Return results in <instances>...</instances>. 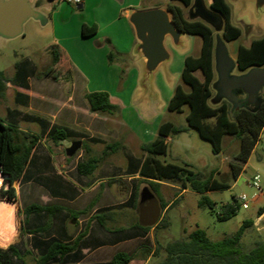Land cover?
Wrapping results in <instances>:
<instances>
[{"label": "crops", "instance_id": "0c3cea01", "mask_svg": "<svg viewBox=\"0 0 264 264\" xmlns=\"http://www.w3.org/2000/svg\"><path fill=\"white\" fill-rule=\"evenodd\" d=\"M26 1L41 19L25 22L28 33L22 29L21 36L31 34L39 42L48 34L49 42L39 46L36 65L22 61L10 75L0 71L5 78L0 85V120L36 139L20 179L12 185L17 241L10 244L36 258L51 242L75 243L71 253L47 264H109L118 253L134 255L128 264H148L161 219L189 188L140 174L146 159L142 145L161 139L166 145L162 156H166L172 141L157 132L166 122L149 124L134 115L131 107L141 65L133 54L137 41L127 12L166 10L170 1L163 6L157 0H83L78 7L52 0ZM82 26H95L96 31L82 36ZM52 50L59 55L55 64ZM96 92L106 93L117 112H91L85 95ZM125 110L131 114L124 115ZM132 117L138 119L136 126ZM54 128L71 136L53 142L49 137ZM66 140L80 143L72 157L65 155L62 144ZM127 143H132L135 153L125 150ZM257 144L250 158L255 155L261 160ZM30 206L52 212L28 216L24 231L45 226V232L20 233L23 210ZM154 207L159 209V217L150 225L147 221ZM262 219L264 211L255 225Z\"/></svg>", "mask_w": 264, "mask_h": 264}, {"label": "trees", "instance_id": "16d2710c", "mask_svg": "<svg viewBox=\"0 0 264 264\" xmlns=\"http://www.w3.org/2000/svg\"><path fill=\"white\" fill-rule=\"evenodd\" d=\"M169 1L177 2L184 8L192 4V0ZM209 8L224 19L220 34L222 40L227 43L236 41L241 32L239 28L231 24V9L225 0H210ZM166 10L170 13L171 21L178 31L189 36L199 37L201 44L198 55L196 57L187 56L183 62L180 79L188 90L184 91L179 85L176 86L166 106L168 112L178 114L182 113L183 108L186 107V126L176 127L172 123L166 122L159 126L158 135L162 138L178 135L185 132L187 128H192L196 130L201 139L211 144L214 154L221 152L224 136L235 137L239 141V149L229 164V169L233 179L236 180L247 164L261 133L264 132V99H261L257 106L244 103L235 107L232 120L229 118V102L222 101L216 107H211L209 100L212 96L211 84L214 80V31L205 22L187 20L182 8L177 5L168 6ZM95 31V26L89 28L82 26L81 34L90 36ZM51 54L53 64H55L59 59L58 52L52 50ZM111 60V56L108 55V62ZM235 62L239 72H246L253 67H264V38L251 41L247 47L238 46L235 51ZM195 73H199L200 77L195 76ZM3 82H5V78L0 72V85ZM85 100L89 110L93 113L111 115L118 110L116 105L110 103L106 93L86 94ZM69 136H71L69 132L54 128L49 138L53 142H58ZM35 143L34 137L17 132L14 128L5 126L0 120V173L5 176L4 181L7 183V188L0 189V198L9 201L15 199L12 185L20 179ZM141 150L146 154L140 172L143 177L156 181H170L180 184L184 189L189 188L200 195L197 206L201 209L208 208L212 211L214 208V203L206 196L207 193L229 189L228 184L216 181L212 175L201 181L188 167L158 162L155 157L166 153V145L161 139H155L142 145ZM239 209L240 205L235 201V198H232V202L221 206L216 218L220 222L228 221L236 215ZM49 211L52 212V210L40 206L25 208L20 233L45 232V226L27 231H24V226L28 216ZM162 224L166 225L164 217L159 226ZM250 226H252L251 222L243 221L231 237L217 242L209 240L206 233L198 228L187 236L164 244L160 243L155 236L153 257L161 256L157 264H264V242H256L246 252L241 249V238ZM74 249L75 243L61 244L54 241L49 244L46 252L44 249L42 254L33 258L29 252L21 250L18 245H9L6 249L0 248V264H28V261L33 264H47L71 253ZM38 252L40 253L41 250ZM133 258L134 255L118 253L109 264H128Z\"/></svg>", "mask_w": 264, "mask_h": 264}, {"label": "rangeland", "instance_id": "374dc122", "mask_svg": "<svg viewBox=\"0 0 264 264\" xmlns=\"http://www.w3.org/2000/svg\"><path fill=\"white\" fill-rule=\"evenodd\" d=\"M167 1L157 0L156 2L164 6ZM203 1L205 6L210 4V0ZM225 2L231 9L230 22L240 29L241 34L236 41L229 43L222 40L220 36L221 32L215 28L213 29V35L215 42L219 39L224 44L228 57L234 62L235 51L238 46L247 47L251 41L264 38V0H225ZM171 5L181 7L184 16L187 17V8L182 7L177 2L171 1L167 7ZM23 29L25 31L23 33H28V25ZM47 35H45L44 40L39 42L37 36L31 34L25 38L24 34L14 39L0 37V71L5 75H10L14 72L16 64L22 61H31L36 65L39 57V46L41 44H45L46 46L49 42ZM200 44L201 40L199 37L186 34L173 46L169 40L165 43V47L171 53L169 62L165 66H160L154 72L151 86L146 87L142 83L143 78L141 77L135 84L131 98L133 103L131 107L134 109V115L138 114L149 124L152 122H154L153 124L171 122L176 127L186 126L185 115L187 108L184 107L182 113L178 114L168 112L166 106L168 97L172 95L176 86L179 85L184 91L188 90L187 86L180 79L183 58L185 56L196 57L199 53ZM48 57L45 54V60ZM242 74L244 73H240L234 69L230 75L240 76ZM195 76L200 77L199 73H195ZM259 98L264 99V90L259 93ZM223 100L217 96L215 89H212L209 105L216 107ZM141 107H146L147 110L142 111ZM233 109V104L230 103L229 118L231 120L234 112ZM118 114H120V111ZM123 114L128 115L131 112L125 110ZM131 121L134 126L138 119L132 117ZM170 138L172 142L168 145L167 155L157 157L161 163L187 164L189 170L201 181L208 179L212 175V178L216 181L226 183L232 188L230 190L210 192L206 195L214 203L212 211L208 208H199L197 203L200 195L189 189V192L178 198L164 215L166 227L162 224L155 232L158 241L162 244L175 241L187 236L198 228L206 233L209 240L217 242L231 237L243 221H249L252 223V226L245 230L241 238L242 251L246 252L250 250L256 242H264V219L255 225L256 217L264 211V132L261 133L256 147V153L260 156L261 160H258L253 155L236 180L233 179L229 169V164L233 161V157L239 149V141L235 137L224 136L222 139V150L218 154H214L211 144L201 139L196 130L192 128H187L185 132L178 135H170ZM71 143L70 140H66L62 145L67 149ZM131 144L127 143L125 150L135 153ZM255 175H258L260 178L261 192L249 185L252 177ZM240 195L246 196L248 209L240 208L230 220L224 222L218 221L216 217L221 210V206L232 202V198H237ZM164 200L167 202L170 199L164 198ZM11 204L13 203L11 202ZM13 206L15 208L14 204ZM14 236L13 242L11 240L8 242L9 244L17 241V234L15 235L14 233ZM160 259L161 256L153 257L148 264H157ZM28 264L33 263L28 261Z\"/></svg>", "mask_w": 264, "mask_h": 264}, {"label": "water", "instance_id": "95a60500", "mask_svg": "<svg viewBox=\"0 0 264 264\" xmlns=\"http://www.w3.org/2000/svg\"><path fill=\"white\" fill-rule=\"evenodd\" d=\"M194 8L193 16L199 17L203 22L210 25L218 22V18L204 7L201 0H195ZM127 18L133 27L137 41L133 54L141 65L142 83L149 87L154 79V72L160 66H165L171 57L165 43L169 40L173 46L185 34L176 29L171 21L170 13L162 8L141 11L128 10ZM40 19L39 13L26 0H0L1 38L14 39L22 34L25 22ZM216 29L219 30L220 27ZM214 59L218 84L224 83L228 91L239 90L246 95V99L239 103L236 97H232V100L228 95H224L227 102L232 103L235 107L243 103L257 106L261 101L258 92L264 90V67H253L240 76H229L235 63L228 57L226 48L219 39L216 40ZM79 147V142L71 143L70 147L65 150V155L72 157ZM151 212L147 221L150 225L157 221L159 209L154 207Z\"/></svg>", "mask_w": 264, "mask_h": 264}, {"label": "flooded vegetation", "instance_id": "af4514ba", "mask_svg": "<svg viewBox=\"0 0 264 264\" xmlns=\"http://www.w3.org/2000/svg\"><path fill=\"white\" fill-rule=\"evenodd\" d=\"M194 0H192V4L191 6L187 7L188 11H187V17H185L187 20H198V21H202L201 19H199V17L196 18V16H193L194 15V11H195V8H194ZM201 2L203 3L204 7L209 11L211 12L214 16H216L218 18V22L214 25H210V24H207L209 25L212 29H216L217 27H220L219 31L222 33V29H223V24H224V19L219 16L217 13L213 12L210 8H209V5L208 6H205L204 4V1L201 0ZM183 11V10H182ZM184 14V13H183ZM203 22V21H202ZM224 41V40H223ZM225 42V41H224ZM250 44V43H249ZM215 49H216V42L214 40V49H213V54H215ZM187 57V56H186ZM233 61V60H232ZM234 63H235V67L234 69L237 70V65H236V62H235V58H234ZM233 69V70H234ZM233 70L231 72H233ZM213 71H214V79L212 84H213V88L211 87V90L212 89H215L216 93H217V96L220 97L221 99H224L223 101H227L224 97V95H228V97L230 99L233 100L232 97H236V100L237 102H242L246 99V95L242 92H240L239 90H231V91H228V88L226 86V84L222 83V84H218V74L216 72V69H215V59H214V55H213ZM238 71V70H237ZM231 72L229 73V76H235V75H230ZM239 72V71H238ZM240 73H245V72H240ZM216 77V78H215ZM211 84V86H212ZM262 92L259 91L258 92V96H259V93ZM237 104V103H236ZM244 104V103H243ZM241 104H239L238 106H240ZM237 107V106H236ZM233 108H235V106L233 105Z\"/></svg>", "mask_w": 264, "mask_h": 264}, {"label": "bare ground", "instance_id": "6f19581e", "mask_svg": "<svg viewBox=\"0 0 264 264\" xmlns=\"http://www.w3.org/2000/svg\"><path fill=\"white\" fill-rule=\"evenodd\" d=\"M15 226V208L13 204L6 199H0V246L12 240Z\"/></svg>", "mask_w": 264, "mask_h": 264}, {"label": "built area", "instance_id": "2783aa9c", "mask_svg": "<svg viewBox=\"0 0 264 264\" xmlns=\"http://www.w3.org/2000/svg\"><path fill=\"white\" fill-rule=\"evenodd\" d=\"M52 1L55 4H68V5H72L74 7H78L82 4L83 0H52ZM0 180H1L0 189L1 188H4V189L7 188V183H5V181H4L5 176L1 175V173H0ZM249 185L261 192L260 178L258 175H255L252 177V180L249 183ZM235 201L240 205V208L248 209V200H247L246 196L240 195L237 198H235Z\"/></svg>", "mask_w": 264, "mask_h": 264}]
</instances>
